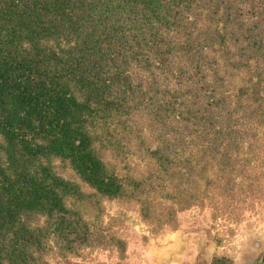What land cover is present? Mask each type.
I'll return each instance as SVG.
<instances>
[{"label": "trees", "instance_id": "16d2710c", "mask_svg": "<svg viewBox=\"0 0 264 264\" xmlns=\"http://www.w3.org/2000/svg\"><path fill=\"white\" fill-rule=\"evenodd\" d=\"M263 192L264 0H0V264L123 254L103 197L160 229Z\"/></svg>", "mask_w": 264, "mask_h": 264}, {"label": "rangeland", "instance_id": "374dc122", "mask_svg": "<svg viewBox=\"0 0 264 264\" xmlns=\"http://www.w3.org/2000/svg\"><path fill=\"white\" fill-rule=\"evenodd\" d=\"M132 164L144 161L132 155ZM54 163L58 172L80 180L70 165L61 159ZM236 211L229 206L225 214L215 215L208 204H194L178 211V226L156 229L143 219L133 199L106 198L94 205L87 217L106 234L126 240L122 254L107 244L85 246L66 255L51 252V264H211L214 254H226L233 264H252L264 250V192L253 204ZM58 252V251H57Z\"/></svg>", "mask_w": 264, "mask_h": 264}]
</instances>
